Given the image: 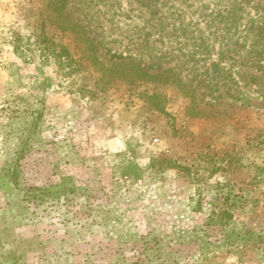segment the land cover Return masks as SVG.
<instances>
[{"label": "rangeland", "instance_id": "1", "mask_svg": "<svg viewBox=\"0 0 264 264\" xmlns=\"http://www.w3.org/2000/svg\"><path fill=\"white\" fill-rule=\"evenodd\" d=\"M52 1L0 0V264H264V71L243 49L212 71L230 53L202 60L178 32L215 0ZM64 18L103 64L172 69L195 101L109 83Z\"/></svg>", "mask_w": 264, "mask_h": 264}, {"label": "trees", "instance_id": "2", "mask_svg": "<svg viewBox=\"0 0 264 264\" xmlns=\"http://www.w3.org/2000/svg\"><path fill=\"white\" fill-rule=\"evenodd\" d=\"M68 1L69 0L52 1L53 12L60 15L62 10L65 9ZM178 1L181 5L185 6L187 2L192 0ZM262 1L264 4V0ZM252 3V0H215L214 7H216V10L211 11L209 14L206 12L201 16L199 15L200 20L197 24L193 22L186 23L185 19L177 15L176 19L185 23V25H182L178 30L179 35L184 39L190 40L189 43H191V46L196 50L194 55H201L202 57L199 58H202V60L206 54L213 52V46L215 44L222 45L226 53H230L229 56L225 55L224 52L218 53L219 60L210 64V69L212 71L218 70L221 62L226 61L227 58L233 61V55L239 56L242 49L251 56L253 60L252 67L256 71H264V67L261 65V60H263L261 56L264 52V15L261 16L260 25L255 23V19L246 20V16L249 14L248 8L263 12L264 5L261 6L256 3L252 5ZM165 4L167 5V11L174 10L173 7L169 6L167 0ZM211 5L212 4H210V7ZM199 9L208 10L209 8L207 6H201ZM177 11L182 12L181 9ZM173 16L171 14L170 18ZM60 22L62 25H59V29L65 32L69 31V33L75 35L77 40L83 43L82 50L85 53V60L89 61L90 65L95 66L101 73V76L106 77L109 83L118 80L130 85L145 84L154 87L167 85L172 87L175 86L186 98L190 99L191 102L195 101V89L186 85L180 76L172 69H162L151 73L148 70H144L133 60H114L111 61L109 65H105L97 56L99 53L98 46L90 40L82 26L74 24L66 18H64L63 21L60 20ZM190 35L195 37L190 39ZM241 38L243 39L242 42L240 41ZM249 41L250 43L248 45ZM183 47L186 46L183 45ZM259 48H261V51H259ZM253 79L252 77V81ZM147 103L157 112L164 113V97L160 94L153 92L148 95ZM27 191L28 193L31 192L30 189ZM230 198V194H226L225 197L222 198L221 204L227 206V204L230 203ZM230 216L229 211L223 208L217 215L215 214L214 216L213 213V217H210L209 221L213 223L218 219V223H221L225 218L227 219ZM207 225L210 224L208 223Z\"/></svg>", "mask_w": 264, "mask_h": 264}]
</instances>
